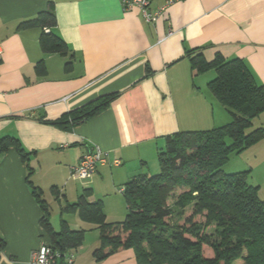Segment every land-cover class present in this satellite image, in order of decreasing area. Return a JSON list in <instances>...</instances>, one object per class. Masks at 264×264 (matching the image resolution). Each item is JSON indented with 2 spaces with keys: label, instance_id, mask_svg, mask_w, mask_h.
<instances>
[{
  "label": "crops",
  "instance_id": "0c3cea01",
  "mask_svg": "<svg viewBox=\"0 0 264 264\" xmlns=\"http://www.w3.org/2000/svg\"><path fill=\"white\" fill-rule=\"evenodd\" d=\"M126 1L0 0V139L15 137L30 153L26 162L10 147L0 159V264H31L32 252L50 240L29 166L32 184L41 189L46 181L64 182L65 197L74 186L88 190L90 202L92 190L101 194L109 216L110 199L124 195L120 189L131 178L147 174L144 164L158 157L166 136L232 120L209 89L216 70L194 76L189 54L242 58L264 85V0H152V11L165 8L152 22L138 7L126 9ZM51 4L53 31L68 44L67 55L42 50V28L19 27ZM41 60L45 71L38 73ZM111 93L116 98L93 117L71 128L51 123ZM254 123L264 127V112ZM95 148L122 164L101 165L87 181L71 177V168ZM241 156L264 199V137ZM73 223L82 229L85 222ZM87 224L83 244L71 250L75 264H139L132 248L96 260L100 231Z\"/></svg>",
  "mask_w": 264,
  "mask_h": 264
},
{
  "label": "trees",
  "instance_id": "16d2710c",
  "mask_svg": "<svg viewBox=\"0 0 264 264\" xmlns=\"http://www.w3.org/2000/svg\"><path fill=\"white\" fill-rule=\"evenodd\" d=\"M56 25L51 4L19 27L42 28V50L67 55L70 48L53 31ZM189 57L194 76L216 70L209 89L232 120L209 130L166 136L158 152L160 172L138 174L125 184L128 213L124 220L108 221L102 200L88 201V190L77 202L65 205V213H75L99 229L96 260L132 248L139 264H264V199L259 187L250 182V170L227 173L223 169L231 154L242 153L264 137V127L254 123L264 112V85L242 58L217 54L207 60L202 53ZM36 70L45 71L44 60ZM116 96L103 95L51 123L71 128L105 109ZM10 147H16L28 162L30 153L12 136L0 139V159ZM32 171L29 166L28 180L43 210L41 224L48 243L64 256L83 244L86 230L73 229L64 219L59 230L54 228L42 189L30 180ZM4 244L0 237V248Z\"/></svg>",
  "mask_w": 264,
  "mask_h": 264
},
{
  "label": "rangeland",
  "instance_id": "374dc122",
  "mask_svg": "<svg viewBox=\"0 0 264 264\" xmlns=\"http://www.w3.org/2000/svg\"><path fill=\"white\" fill-rule=\"evenodd\" d=\"M144 166L146 168L145 171L147 172L149 176L156 175L160 172V164L158 161V157L157 158L153 157L152 160H150L147 164H144ZM223 169L227 173L238 172V171H242L246 169V157L241 156V153L231 154L229 161L223 167ZM43 184L44 186L42 187L41 195H42V198L45 200L46 204L48 205V210L50 213V221L54 227L56 226V229H59V227H61L63 219L66 221H69L71 227L72 225H74L73 223L74 220H76V222L77 220L79 221L81 220V222L83 221L82 219H77L79 218L77 214L73 215L74 213H65L63 211L65 205H67V202L72 204L78 201L79 199L78 195L79 194L81 195L82 192L84 193L83 188L81 187L77 188L76 186H74L73 192H71L70 195L65 197L64 192L66 189V185L64 182L62 184H59V186H57L53 182H48V181L44 182ZM58 189L60 190L63 189V191L59 192ZM67 190H68V187H67ZM77 190L79 194L76 193ZM93 191L94 190H92V196H91L93 197L92 199L95 201L102 200L103 205H104V199H105L104 196H100L101 194H95ZM99 193H103V192H100L99 190ZM110 200L111 202L109 203L108 207H110V210L113 211L111 212V215L110 214L109 216L107 215V212L105 210V205H104V211H105L108 221L112 222V221L124 220L128 213V208L126 205V200L124 199V195L117 193V195H113V197ZM85 223H82V226H83L82 229L86 227L85 225H88L87 224L88 222H85Z\"/></svg>",
  "mask_w": 264,
  "mask_h": 264
},
{
  "label": "built area",
  "instance_id": "2783aa9c",
  "mask_svg": "<svg viewBox=\"0 0 264 264\" xmlns=\"http://www.w3.org/2000/svg\"><path fill=\"white\" fill-rule=\"evenodd\" d=\"M152 0H127L125 8L131 9L138 7L141 9L145 19L152 22L158 18L165 8L152 11L150 9ZM3 54V48L0 45V59ZM119 166L122 164L121 159L112 158L109 152H105L100 148L88 151L80 158L79 162L71 168V177L81 181H87L93 177L97 169L101 165ZM125 187L120 189L124 192ZM31 264H75V254L71 251L64 256L47 241H42L39 247L32 252Z\"/></svg>",
  "mask_w": 264,
  "mask_h": 264
}]
</instances>
